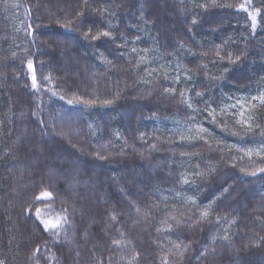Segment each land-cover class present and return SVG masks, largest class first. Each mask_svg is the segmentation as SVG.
I'll use <instances>...</instances> for the list:
<instances>
[{"label": "trees", "instance_id": "obj_1", "mask_svg": "<svg viewBox=\"0 0 264 264\" xmlns=\"http://www.w3.org/2000/svg\"><path fill=\"white\" fill-rule=\"evenodd\" d=\"M261 97L264 0H0V264H264Z\"/></svg>", "mask_w": 264, "mask_h": 264}, {"label": "snow or ice", "instance_id": "obj_2", "mask_svg": "<svg viewBox=\"0 0 264 264\" xmlns=\"http://www.w3.org/2000/svg\"><path fill=\"white\" fill-rule=\"evenodd\" d=\"M242 9H243V5L241 6V10H242ZM253 20H254V18H253ZM193 23H195V21H193ZM87 35H88V33H85V36H86V37H87ZM100 35H101V36H105V37H107V36L110 35V33H108V32H103V33H100ZM98 38H99L98 36H92V40H96V39H98ZM237 59H239V57H237ZM233 62H234V61H233ZM28 68H29V69H32V63H31V62L28 63ZM32 83H33V88H36V86H37V81H36V77H35V75H33V77H32ZM197 95H199V94H197ZM253 99L255 100V99H257V98L254 97ZM260 99H261V100H264V97H261ZM68 103L71 104L72 101H68ZM188 106L191 107V104H189ZM209 115L213 116V122H215V116L213 115V113L210 112ZM241 116H243V112H241ZM240 122H241L242 124H245V125L247 126V121H245V120L242 119ZM49 196H50L49 193L44 192V193L41 194V197H39V198H40V199H47V198H49ZM39 212H40V210L37 209V216H38V217H39ZM203 215H207V213L205 212V213H203ZM42 223H44V225H45V230H48L49 226H51L52 228H55V227H57V225H58V222H57V223H51L50 221H42Z\"/></svg>", "mask_w": 264, "mask_h": 264}]
</instances>
